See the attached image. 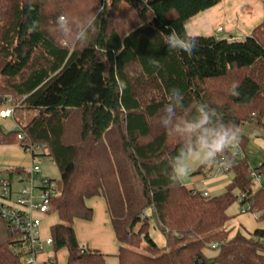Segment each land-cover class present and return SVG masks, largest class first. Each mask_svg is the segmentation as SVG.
I'll list each match as a JSON object with an SVG mask.
<instances>
[{
    "label": "trees",
    "instance_id": "trees-1",
    "mask_svg": "<svg viewBox=\"0 0 264 264\" xmlns=\"http://www.w3.org/2000/svg\"><path fill=\"white\" fill-rule=\"evenodd\" d=\"M220 2L0 0V105L9 100L19 104L15 113L32 114L18 129L0 128V145H39L60 171L51 202L58 222L50 237L55 252L68 251L66 264H107L102 253L78 243L74 230L76 220H92L86 201L95 197L105 200L119 243L118 264H264V226L233 238L226 230L228 209L241 195V206L264 224V161L251 167L249 139L241 132L245 123L264 119V21L242 40L201 36L190 56L169 51L159 36L171 27L183 34L186 21ZM121 3L143 22L125 37L113 26ZM61 13L97 14L87 45L69 49L57 43L46 24ZM234 81L239 96L228 94ZM172 88L183 94L186 110L194 113L197 102L206 103L239 128L243 157L227 150L225 173L233 172V180L218 196L168 179L169 158L178 154L180 141L166 134L159 118ZM24 173L14 169L9 180ZM254 173L263 179L257 189ZM151 227L164 236L163 248L150 236ZM20 236L0 216V264H24ZM214 243L218 254L209 258L206 250Z\"/></svg>",
    "mask_w": 264,
    "mask_h": 264
},
{
    "label": "clouds",
    "instance_id": "clouds-1",
    "mask_svg": "<svg viewBox=\"0 0 264 264\" xmlns=\"http://www.w3.org/2000/svg\"><path fill=\"white\" fill-rule=\"evenodd\" d=\"M97 14L87 16H70L65 13L58 15L50 27L57 43L69 49L85 46L89 43L91 35L96 31ZM38 24L34 21L31 27L35 31ZM185 25L183 34L173 27L165 32H160L169 51L177 50L187 55H192L201 38L199 32L188 30ZM159 66L157 60L150 61ZM228 94L239 96V82H232ZM184 97L178 88H172L168 93V100L163 107V114L159 124L169 137L180 141L178 154L170 157L172 163L168 164L167 176L170 182L178 183L188 177L192 165L198 162L201 165L212 166L223 157L220 163L229 165L226 153L230 147L240 141L239 128L235 123H225L215 108L206 103L197 102L194 113L186 110Z\"/></svg>",
    "mask_w": 264,
    "mask_h": 264
},
{
    "label": "crops",
    "instance_id": "crops-1",
    "mask_svg": "<svg viewBox=\"0 0 264 264\" xmlns=\"http://www.w3.org/2000/svg\"><path fill=\"white\" fill-rule=\"evenodd\" d=\"M264 21V2L262 0H221V2L215 7L206 10L197 16L186 21L185 25H188L189 31L199 32L201 36H213L217 39H227V40H242L246 37H249L253 30L259 26ZM219 28H222L221 32H218ZM223 35V38H220V35ZM7 120L0 119V128L3 132H9L14 130L15 126L18 124L6 122ZM248 126L245 127L247 132L245 136L249 139V142L255 143L259 147V163L264 161V119L261 124L256 122H251ZM255 124V125H254ZM0 157L5 158V162L8 165L9 170H5L8 173L14 169H23V165L26 163H32L31 158L26 154L19 144L16 145H0ZM217 169V168H216ZM18 179L17 175L13 177ZM13 177L11 178L13 180ZM218 177V176H215ZM9 178V177H8ZM199 178V177H198ZM1 179V178H0ZM221 178L215 179H206L208 183H212L211 192L224 190L227 185H219ZM196 178L188 186L187 189L192 190L196 189L193 185L196 183ZM205 181V180H204ZM230 184V183H229ZM228 184V185H229ZM210 191H204L203 193L210 194ZM88 207L92 208L94 215L91 221L76 220L74 222V230L76 234V239L79 244H82L89 248L90 250H97L106 257L107 264H118L117 253L119 250V243L115 237L114 230L112 227L111 219L107 213L106 203L103 197H95L86 201ZM100 211L99 217H97V210ZM245 214V213H242ZM55 215L56 214H51ZM47 216L43 219L42 222V237L47 238L50 236V227L47 232L43 230V223L49 219L51 216ZM58 219V218H57ZM230 223V220L228 221ZM226 225V230L230 232V238H233L238 232H241L245 235H251L257 228L253 231H248L242 225L239 227H234L231 230L233 225ZM54 225V224H53ZM238 228V229H237ZM150 229V236L153 238L155 243L163 248L166 244V240L162 235L161 239L157 242L153 237V231ZM233 230L235 232L233 233ZM51 247L46 248V252L39 256V261L45 263L49 258H53L58 264L61 263L58 259L59 251L51 254ZM68 254V251H67Z\"/></svg>",
    "mask_w": 264,
    "mask_h": 264
},
{
    "label": "built area",
    "instance_id": "built-area-1",
    "mask_svg": "<svg viewBox=\"0 0 264 264\" xmlns=\"http://www.w3.org/2000/svg\"><path fill=\"white\" fill-rule=\"evenodd\" d=\"M264 2V0H262ZM219 28L218 32H221ZM15 117V106L11 101H6L0 105V119L8 120ZM20 128L19 125L16 129ZM24 133L17 135V140L22 142L24 140ZM23 151L31 158V168L28 172L25 171L23 175L18 176V182H29L30 189L22 188L17 192L12 191V180L0 179V198L3 200L14 199L13 202L0 203V216L8 222V224L17 232L20 233V252L24 253V264H54L56 262L53 258H49L45 263L39 261V256L46 252V248L53 245V240L49 236L42 237L41 229L43 219L52 213L51 202L52 199L58 195V187L55 181L51 179H43L40 185L35 187L33 185L34 176L39 174L41 168L39 166V158L42 156L43 149L39 145L30 142L20 145ZM238 144L232 147L237 148ZM238 156V153L234 154ZM225 173V165L219 163L217 166L216 175ZM256 183L261 184V177L257 174L252 175ZM38 190V194L36 191ZM204 196H209L208 193H203ZM245 199V195L240 196V201ZM247 208L242 207L241 213H248ZM264 244V238L259 239ZM212 249H218L219 244L211 245Z\"/></svg>",
    "mask_w": 264,
    "mask_h": 264
},
{
    "label": "rangeland",
    "instance_id": "rangeland-1",
    "mask_svg": "<svg viewBox=\"0 0 264 264\" xmlns=\"http://www.w3.org/2000/svg\"><path fill=\"white\" fill-rule=\"evenodd\" d=\"M46 12L49 13L50 11H48V9H46ZM113 15H114L113 26L115 27L117 32L122 37H125L127 34L132 32L133 30H135L137 27H139L143 23L142 19H140V17L138 16V14L134 10V8L125 4V3H121L116 8L115 13ZM147 20L148 21L152 20V13L150 11L147 12ZM53 22H54V20L53 21L52 20L47 21L46 29L48 31H49L50 27L52 26ZM219 37L223 38L224 36L221 34ZM13 105L18 107L19 104H13ZM31 117H32V114L30 112L17 109L16 113H15V117L12 119H8L6 122H11V123H15V124H17L19 122L20 124L24 125V124H27V122L31 119ZM252 118L254 119L255 117L253 116ZM251 122H256V120L254 119V121H251ZM251 122L245 123L244 126H248L250 124H253ZM17 126L18 125H16L14 129H16ZM241 132L243 135H245L247 133L245 131V127L241 128ZM259 151H260L259 147L255 143L249 142V145H248L247 151H246V155H247V159H248L251 167L255 168L258 165V163L260 161L259 160V157H260ZM233 153L234 154L238 153L239 154L238 157H243V152L239 146L237 148L233 149ZM6 161L7 160L5 158L0 157V178H3V179H8V177H9V173L7 171H5V170H9L7 168L8 165L5 163ZM38 162H39L38 164L41 168V171L39 174L34 176L33 185L35 187L39 186L41 180H43V179H51V180H54L57 184H59L60 183V171L58 170L55 162L48 156H40ZM31 165H32V163L30 164L28 162L25 165H23V169L26 172H28L29 169L31 168ZM203 167H204V165H201L198 162L194 163L192 165V171H191L190 175L188 177L184 178L181 181V183L184 186H188V183L190 184L192 182V180L196 178V180H198V181H196V183L193 185L196 187V189L198 191L203 193L204 191H210L209 187L211 188V186H214V185H212V183H208V185H207L206 179H215V178H221L222 177V179L219 181V183H220L219 185H228L233 180V172H231V171L227 172V173H223L221 175H216V172H217L216 167L211 168V166H207L205 169L202 170ZM201 170H202V172L198 173ZM215 176H218V177H215ZM12 181H13V183H12V191L13 192H17L20 189L25 188V187L30 189V187H31V184L29 182H18V179L15 176L13 177ZM261 181H263L262 178H261ZM259 185H260L259 183H256L254 189H257L259 187ZM224 192H225V189L220 190V191L216 190L214 192L210 191L209 196L215 197V196H218ZM236 193L239 194V192H236ZM36 194H38V190L36 191ZM4 201L5 202H13L14 199L12 198L11 200L8 201V200H3L0 198V203H2ZM241 210H242V206L240 204V198H239L228 209V215L230 216V223H228V225H233L231 230L234 229V227H239L242 225L245 229H248V231H253L257 227H261L263 225V223L257 219V217L259 215H254V214L249 213V212L242 214ZM99 214H100V211L97 210V217L98 218H100ZM57 222H58L57 217L55 215H51L49 217V219H47L43 223L44 232H47L49 226L56 224ZM151 231H153L154 239L158 242L162 238L161 237L162 233L159 230L154 229V228ZM234 232H235V230H233V233ZM80 245L86 247L85 244L84 245L80 244ZM49 249L51 251V254H53L54 250L52 248H49ZM206 254L209 258H213L218 254V249L209 248L206 250ZM67 258H68L67 250L66 249L60 250L58 259L60 261H62L61 263H65L67 261Z\"/></svg>",
    "mask_w": 264,
    "mask_h": 264
}]
</instances>
